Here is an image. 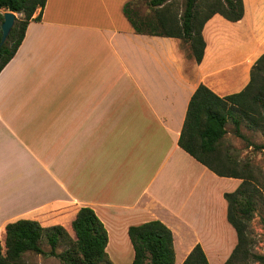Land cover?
Instances as JSON below:
<instances>
[{"label":"crops","instance_id":"crops-1","mask_svg":"<svg viewBox=\"0 0 264 264\" xmlns=\"http://www.w3.org/2000/svg\"><path fill=\"white\" fill-rule=\"evenodd\" d=\"M129 1L47 0L0 73V246L10 223L69 229L90 208L112 264L133 263L128 230L150 221L173 232L176 264L198 244L224 264L237 245L224 194L242 180L219 177L179 140L200 85L222 98L249 85L264 0H243L238 22L213 16L200 63L180 39L137 34Z\"/></svg>","mask_w":264,"mask_h":264},{"label":"trees","instance_id":"trees-1","mask_svg":"<svg viewBox=\"0 0 264 264\" xmlns=\"http://www.w3.org/2000/svg\"><path fill=\"white\" fill-rule=\"evenodd\" d=\"M136 0L125 4L124 13L137 34L176 38L190 47V56L197 63L204 57L203 29L215 15L229 22L241 21L245 14L243 0H186L182 14L167 7L169 0H143L153 15H141ZM47 0H0L1 25L7 11L22 14L5 45L0 47V73L20 48L31 21H40ZM40 11L39 15H34ZM234 125V134L248 143L249 148L264 154V144L248 142L241 132L245 123L254 130H264V55L251 70L249 85L240 93L219 97L205 85H200L191 97L179 145L199 163L219 177L242 180L231 193H225L227 219L237 234V245L224 264H248L250 260L264 261L253 254V240L248 231L256 211L257 197L262 186L253 176L249 164L243 166L222 145L228 134L227 124ZM134 250L132 264H176L173 232L160 221H150L128 230ZM46 239L51 250L45 252ZM109 236L103 223L90 208H82L67 229L63 225L50 228L38 222L18 220L6 226L0 246V264H27L24 256L33 253L58 258L63 264H112L106 251ZM65 249L58 253L59 247ZM182 264H210L200 244L196 245Z\"/></svg>","mask_w":264,"mask_h":264},{"label":"rangeland","instance_id":"rangeland-1","mask_svg":"<svg viewBox=\"0 0 264 264\" xmlns=\"http://www.w3.org/2000/svg\"><path fill=\"white\" fill-rule=\"evenodd\" d=\"M136 9L141 15H153L154 10L149 9L148 5L143 0H136ZM186 0H169L167 7L174 14H182L185 7ZM38 12V11H37ZM18 19H22V14H16ZM187 51H190L189 45H187ZM228 134L224 139L222 145V153L226 150L236 158L240 165L243 166L246 163L249 164V169L252 170L254 178L262 186L263 195L257 197L256 211L250 222L248 231L253 240L252 252L264 258V154L260 151L254 150L248 147V143L234 134V125L232 123L227 124ZM241 132L247 137L248 142L254 145L264 144V130H254L248 127L245 123L241 125ZM218 241V240H217ZM42 248L45 252H50L51 248L46 239L42 241ZM65 247H59L58 253L62 252ZM212 251L220 252V245L213 244ZM216 253V254H217ZM212 255V252H211ZM24 261L27 264H63L58 258L51 256L35 255L33 253H27L24 256ZM212 264H217L216 260L211 258ZM211 263V262H210ZM126 264H132V261L126 262ZM248 264H264V261L250 260Z\"/></svg>","mask_w":264,"mask_h":264},{"label":"water","instance_id":"water-1","mask_svg":"<svg viewBox=\"0 0 264 264\" xmlns=\"http://www.w3.org/2000/svg\"><path fill=\"white\" fill-rule=\"evenodd\" d=\"M16 14L10 11L4 13V22L1 25L2 37L0 47L5 45L16 23Z\"/></svg>","mask_w":264,"mask_h":264}]
</instances>
